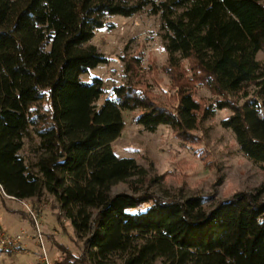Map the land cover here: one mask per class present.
Returning a JSON list of instances; mask_svg holds the SVG:
<instances>
[{
	"label": "trees",
	"instance_id": "obj_1",
	"mask_svg": "<svg viewBox=\"0 0 264 264\" xmlns=\"http://www.w3.org/2000/svg\"><path fill=\"white\" fill-rule=\"evenodd\" d=\"M150 6L168 33L167 99L155 92L163 82L155 60L146 80L133 58L132 78L101 106L103 80L82 77L108 59L90 43L108 17L131 18ZM261 51L264 0H0V187L18 202L49 193L60 205L59 222L64 217L88 236L89 249L78 256L56 243L63 256L56 264L111 257L122 264H264V182L210 211L201 197L111 195L119 183L147 180L135 159L119 158L112 146L126 111H138L147 131L167 126L196 143L194 131L229 110L223 127L255 165L264 164ZM200 87L214 100L197 99ZM33 138L32 167L23 151Z\"/></svg>",
	"mask_w": 264,
	"mask_h": 264
},
{
	"label": "rangeland",
	"instance_id": "obj_2",
	"mask_svg": "<svg viewBox=\"0 0 264 264\" xmlns=\"http://www.w3.org/2000/svg\"><path fill=\"white\" fill-rule=\"evenodd\" d=\"M130 1L135 3L138 0ZM150 10L151 6L131 18L108 17L107 26L98 30L90 43L108 59L107 64L100 65L82 77L83 81L89 83L95 77L103 80L105 92L100 101L101 106L112 95L115 87L130 81L133 75L127 73V60L133 58L139 59L136 72L146 80L153 76L150 75V62L155 60L159 78L163 80L162 88L156 86L155 92L162 101H166L164 90L168 89L170 82L162 68L168 61L165 51L168 33L162 29L161 18L152 16ZM257 59L264 62V51L258 54ZM193 93L197 99L214 100L204 88L200 87ZM138 115V111L123 112L125 128L112 146L119 158L135 159L145 170L147 180L135 177L119 183L112 188L111 195L132 194L138 190L140 193H154L162 200L185 201L201 197L205 202L204 209L210 211L237 192L254 194L262 186L264 164L255 165L241 151L234 133L222 125L232 115L229 110L217 111L214 117L203 123L201 129L195 130V136L201 139L196 143L182 142L167 126H161L155 132L147 131L137 124ZM37 145L38 140L33 138L23 151L32 167L38 162L33 153ZM3 199L8 198L0 191V224L3 229L0 237L5 234L10 239L18 238L20 241L16 246L9 247L5 256H0V264H47L42 262L44 252L35 239L34 224L28 210L22 202L10 199L8 210ZM261 201H264V195ZM26 203L36 212L45 234L49 264H56L63 259L56 243L64 245L77 256L89 249L88 236L75 230L64 217L59 222L58 216H63L60 205L49 193L44 192ZM90 264H122V260L111 257L102 262L91 260Z\"/></svg>",
	"mask_w": 264,
	"mask_h": 264
},
{
	"label": "built area",
	"instance_id": "obj_3",
	"mask_svg": "<svg viewBox=\"0 0 264 264\" xmlns=\"http://www.w3.org/2000/svg\"><path fill=\"white\" fill-rule=\"evenodd\" d=\"M0 189H1L0 191L3 194V196H5L6 198H9V199H14V198L7 196L2 187H0ZM20 202H22L24 207L28 210L30 217L32 219V222L34 224L35 239L37 240V243H39V245L41 246V248L43 249V252H44V257H42V262L49 264V258H48L47 250L45 247V234L43 232V229L41 228V224H40V221L38 219V216H37L36 212L33 211L31 209V207L26 203V201H20ZM0 238H1V246H2L0 249V256L1 257L5 256L6 252L9 250V247H13L14 245L16 246L20 241V239H18V238L10 239L5 234L1 235Z\"/></svg>",
	"mask_w": 264,
	"mask_h": 264
},
{
	"label": "crops",
	"instance_id": "obj_4",
	"mask_svg": "<svg viewBox=\"0 0 264 264\" xmlns=\"http://www.w3.org/2000/svg\"><path fill=\"white\" fill-rule=\"evenodd\" d=\"M8 202H9V198L8 199H6V201H5V207L9 210V204H8ZM13 208V207H12ZM1 225V224H0ZM1 231H3V229H2V226H1V229H0V232ZM1 233H3V232H1Z\"/></svg>",
	"mask_w": 264,
	"mask_h": 264
}]
</instances>
